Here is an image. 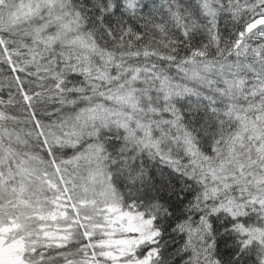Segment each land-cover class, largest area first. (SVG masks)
<instances>
[{
    "label": "snow or ice",
    "instance_id": "1",
    "mask_svg": "<svg viewBox=\"0 0 264 264\" xmlns=\"http://www.w3.org/2000/svg\"><path fill=\"white\" fill-rule=\"evenodd\" d=\"M0 264H264V0H0Z\"/></svg>",
    "mask_w": 264,
    "mask_h": 264
}]
</instances>
